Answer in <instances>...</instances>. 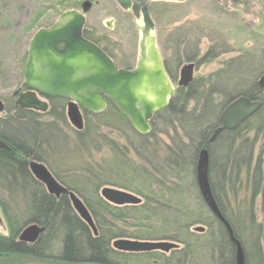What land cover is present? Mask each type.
Segmentation results:
<instances>
[{
  "label": "trees",
  "instance_id": "trees-1",
  "mask_svg": "<svg viewBox=\"0 0 264 264\" xmlns=\"http://www.w3.org/2000/svg\"><path fill=\"white\" fill-rule=\"evenodd\" d=\"M170 45L176 56L180 52L178 64L194 61L184 42ZM263 72L264 66L239 57L207 78L178 87L166 108L153 115L146 135L107 100L101 113H84L83 129L74 130L72 152H65L57 130L65 122L64 100L52 101L50 121L8 109L0 118V140L7 146L0 148V212L7 230L0 235V264H235V245L197 186L202 149L209 155L212 196L240 242L245 264H264V173L261 152L256 153L264 142V91L257 85ZM241 96L260 101V110L208 144L222 110ZM104 120L114 124L121 142L103 133ZM56 151L65 153L69 163L63 172L48 162V153ZM94 153L103 154L100 162L93 160ZM28 160L44 163L82 200L97 235L75 213L68 196L56 198L34 179ZM104 187L142 202L116 208L100 197ZM257 198L260 217L253 208ZM34 226L36 238L22 241V233ZM195 227L204 232H193ZM120 239L168 241L180 248L168 254H125L111 247Z\"/></svg>",
  "mask_w": 264,
  "mask_h": 264
},
{
  "label": "water",
  "instance_id": "water-1",
  "mask_svg": "<svg viewBox=\"0 0 264 264\" xmlns=\"http://www.w3.org/2000/svg\"><path fill=\"white\" fill-rule=\"evenodd\" d=\"M121 9L130 11L131 0H115ZM184 2L185 0H151ZM92 4L89 0L81 3L80 12L67 11L61 14L57 23L48 29H40L34 35L28 48L25 66L24 84L30 89L18 98L17 105L22 109L46 112L47 106L37 99V95L48 99H69L67 118L75 130L83 129V122L78 107L91 114L101 113L106 100L123 114L132 128L142 135L150 131L149 122L153 115L162 111L173 97L174 90L156 61V69H146L143 63L145 56L144 42L154 33V25L149 17L147 6L141 10L140 54L138 64L133 71L117 70L110 59L94 44L82 38L84 15ZM61 45L62 48H58ZM156 54V53H155ZM194 64H187L179 71L178 86L187 87L193 80ZM258 87L264 91V72L257 80ZM15 94V93H14ZM261 108V102L247 97H238L230 102L220 114V126L209 139L212 144L224 131H234L253 117ZM2 104L0 103V113ZM0 148L6 146L0 141ZM196 182L200 195L211 214L224 226L232 244L235 245V264H245L244 252L240 242L233 237L232 229L225 220L212 196L209 183V155L206 149L198 154ZM30 171L35 180L41 183L50 195L59 198L67 195L75 213L87 223L94 235H97L92 218L82 200L74 192L57 182L47 168L38 163L30 164ZM100 197L108 204L117 207L137 206L142 199L131 193L115 188L104 187ZM195 233H203V227L193 228ZM38 229L27 228L20 238L29 242L36 238ZM113 250L125 254H145L161 252L168 254L180 246L173 242H141L128 239L115 240Z\"/></svg>",
  "mask_w": 264,
  "mask_h": 264
},
{
  "label": "rangeland",
  "instance_id": "rangeland-1",
  "mask_svg": "<svg viewBox=\"0 0 264 264\" xmlns=\"http://www.w3.org/2000/svg\"><path fill=\"white\" fill-rule=\"evenodd\" d=\"M84 1L86 0H0V101L10 110L13 107L11 94L23 80L27 50L33 35L40 29L52 27L64 12L80 11ZM89 1L93 5L85 14L86 25L98 28L102 35L132 48L137 41L133 23L140 22L139 9L137 14L128 15L119 9L115 0ZM145 1L150 3V12L156 24V37L161 44L173 42L177 45L182 41L189 48V53L194 54V61H181L178 65L180 70L184 65L194 64L192 83L209 77L222 68L224 63L239 57L264 66V0ZM95 2L98 5H94ZM107 25L109 28H106ZM180 51L181 56H184V49ZM179 53L177 56L175 53L174 58L177 60ZM177 78L179 80V71ZM4 117L5 114L0 113V118ZM39 120L51 119L39 116ZM112 125L114 124L104 120L101 130L120 141ZM57 126L61 141L67 145L65 152L76 150L75 129L66 116L65 122H60ZM263 143L257 144L256 153L261 152L260 162L264 173ZM102 156L103 154L94 153L93 160L100 162ZM64 157L65 153L49 152L48 162L51 167L63 172L65 165L69 164ZM55 162L58 167L54 165ZM242 196L243 194L238 199H242ZM253 208L260 217L258 198ZM0 235H7L1 212ZM8 264L16 263L8 261Z\"/></svg>",
  "mask_w": 264,
  "mask_h": 264
},
{
  "label": "flooded vegetation",
  "instance_id": "flooded-vegetation-1",
  "mask_svg": "<svg viewBox=\"0 0 264 264\" xmlns=\"http://www.w3.org/2000/svg\"><path fill=\"white\" fill-rule=\"evenodd\" d=\"M131 1H132V5H131L130 11H128V12L124 11L123 9H121L118 6L119 9L123 13L128 14V15H131L133 13L137 14L138 9H139V15L141 18V10L146 5L147 11L149 13V17H150V19L154 25L153 35H151V36L149 35L147 40H145V42H144V47H145V53L144 54H145V56L142 58L144 66L146 69L155 70L156 69V61H158L160 63V67H162V70H163V72L167 78L168 83H170L171 87L173 88V90L175 92V90L178 87H180V86H178L179 80L177 78V72L180 70L178 69L179 64L177 62V59L174 58L175 53H173L172 45H170V43L169 44H166V43L161 44V42L159 41V38L156 37L157 36L156 35V24L152 18L151 12H150L151 11L150 3L148 1H145V0H139L138 1L139 3L134 2V0H131ZM91 4L93 5L92 2H91ZM94 5H98V2H95ZM77 12H80V11H77ZM140 22L139 23H136V22L133 23L135 30L137 32V41L135 42V45L134 46L132 45V48H130V49H129V47L128 48L125 47V45L123 43H121L120 41L118 42V40H114L112 38H109L108 36L102 35L101 33H99L98 28H95L92 26H90V28H89L85 23V15H84V26L82 28V34L81 35H82L83 39L94 44L105 55H107V57L110 59V61L113 63V65L116 67L117 70H123V71H130L131 72V71L136 69L137 64H138V60L140 58L139 54L141 51L140 50L141 31L138 29V26H141L142 30L144 32L146 31V28ZM109 25H111V24H109ZM106 28H109L108 25L106 26ZM28 48H29V46H28ZM58 48L61 49L62 46L59 45ZM27 53H28V50H27ZM169 57L171 58L170 60H168ZM27 58H28V54H27ZM26 63H27V59H26V62H25L24 68H23L24 75H25ZM189 64H192V63H189ZM194 70H195V66H194ZM24 75H23V80H22L20 86L11 94V99L13 101V107L11 108V111H13L14 113L22 112L24 114H28L31 116H33V115H37V116H41V117L42 116H48L49 112L51 111L52 101L59 100V99H50V98L48 99L47 97L37 95L36 96L37 99L46 104V106H47L46 112H39V111L31 110V109H29V110L28 109H22L17 105L19 96L22 94H26L30 91V89L24 84V82L26 81L24 79ZM60 100L65 101V116L67 118V110H68L67 107L71 101L69 99H60ZM0 103L2 104V112L1 113L6 114L8 112L9 108L2 101H0ZM106 105H107V100L105 102V108H106ZM78 112L80 113V117H81L82 122L84 124V113H88V112L84 111L83 109H80L79 107H78ZM6 149H7V146H6ZM31 163H38V164H41V165L46 167V165L44 163L37 162L34 160H28V169L29 170H30L29 167H30ZM47 170H48V168H47ZM59 184H60V182H59ZM62 186L64 187V185H62Z\"/></svg>",
  "mask_w": 264,
  "mask_h": 264
}]
</instances>
